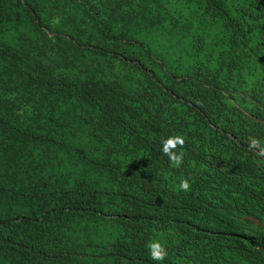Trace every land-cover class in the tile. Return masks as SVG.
Wrapping results in <instances>:
<instances>
[{
    "label": "trees",
    "instance_id": "1",
    "mask_svg": "<svg viewBox=\"0 0 264 264\" xmlns=\"http://www.w3.org/2000/svg\"><path fill=\"white\" fill-rule=\"evenodd\" d=\"M254 63L264 0H0V264H264Z\"/></svg>",
    "mask_w": 264,
    "mask_h": 264
},
{
    "label": "clouds",
    "instance_id": "2",
    "mask_svg": "<svg viewBox=\"0 0 264 264\" xmlns=\"http://www.w3.org/2000/svg\"><path fill=\"white\" fill-rule=\"evenodd\" d=\"M254 67H252V71L249 73L247 78L244 80V86L240 90V95L243 94V96L247 97L249 101L251 102V106L248 110H244V114L246 115V118L251 119L247 122L246 128L250 130V125L255 126L258 129V132L264 128V116L257 113L260 109L264 108V89L260 92L254 93L253 92V86L254 83L257 80L258 74H261L262 76V70L258 67L256 63L253 64ZM241 96V97H243ZM233 102H236V98L232 100ZM245 118V119H246ZM253 147L246 148L249 149L252 154H248L247 159L251 164L254 165V168L251 170H244L241 166H238V173L239 175L249 183H254L255 179L260 173L259 170V161H264V157L261 154L262 147L264 145L263 141H258L254 139L253 141ZM244 156V155H243ZM241 157V160L243 158ZM243 163L246 164V158L243 160Z\"/></svg>",
    "mask_w": 264,
    "mask_h": 264
}]
</instances>
